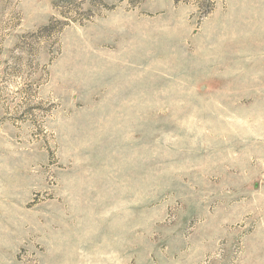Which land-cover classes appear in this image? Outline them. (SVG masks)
I'll list each match as a JSON object with an SVG mask.
<instances>
[{
    "label": "rangeland",
    "instance_id": "374dc122",
    "mask_svg": "<svg viewBox=\"0 0 264 264\" xmlns=\"http://www.w3.org/2000/svg\"><path fill=\"white\" fill-rule=\"evenodd\" d=\"M0 264H264V0H0Z\"/></svg>",
    "mask_w": 264,
    "mask_h": 264
},
{
    "label": "trees",
    "instance_id": "16d2710c",
    "mask_svg": "<svg viewBox=\"0 0 264 264\" xmlns=\"http://www.w3.org/2000/svg\"><path fill=\"white\" fill-rule=\"evenodd\" d=\"M207 4L209 5V3L206 2V5L205 6H207ZM51 27H52V24H49V25H45L43 28L44 29H49Z\"/></svg>",
    "mask_w": 264,
    "mask_h": 264
}]
</instances>
